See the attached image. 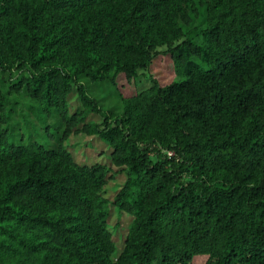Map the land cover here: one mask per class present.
<instances>
[{
	"label": "trees",
	"instance_id": "trees-1",
	"mask_svg": "<svg viewBox=\"0 0 264 264\" xmlns=\"http://www.w3.org/2000/svg\"><path fill=\"white\" fill-rule=\"evenodd\" d=\"M24 92L54 147L2 126ZM0 264H264V0H0Z\"/></svg>",
	"mask_w": 264,
	"mask_h": 264
},
{
	"label": "rangeland",
	"instance_id": "rangeland-1",
	"mask_svg": "<svg viewBox=\"0 0 264 264\" xmlns=\"http://www.w3.org/2000/svg\"><path fill=\"white\" fill-rule=\"evenodd\" d=\"M162 64L163 62L160 61L158 70L160 68L164 70V65ZM88 83L92 96L103 101L101 104H103L105 108L114 104V102H110L113 97L111 94L112 88H104L103 83H95L92 81ZM13 98L18 101L17 110L13 114L10 124L2 125H5L9 129L11 128L10 132L13 133L14 136H11L10 139L16 143H20L22 138L21 134H23V137H26V139H30L31 136H33L41 143H44L49 147H54L58 136L62 134L64 129V123L58 114L51 115L46 111L41 114L37 108L32 109V100L25 92L19 96H13ZM70 104L73 106V109L80 105L77 93L71 94ZM90 119L93 121L99 120L98 116L95 114ZM11 126H14L15 129L13 130ZM65 146H67L73 153L76 160L81 163H110L109 156L111 148L105 141L96 135L73 133L66 140ZM114 170L115 177L109 181L107 186V195L111 198L114 197L116 191L120 188L126 178V174L124 172H116L117 167H114ZM116 212L117 211L115 210L112 223L114 224L117 221L120 222V226L118 228H114V232L116 241L121 242L131 219L128 214L123 213L122 215H115Z\"/></svg>",
	"mask_w": 264,
	"mask_h": 264
},
{
	"label": "built area",
	"instance_id": "built-area-1",
	"mask_svg": "<svg viewBox=\"0 0 264 264\" xmlns=\"http://www.w3.org/2000/svg\"><path fill=\"white\" fill-rule=\"evenodd\" d=\"M172 152H170V154H171Z\"/></svg>",
	"mask_w": 264,
	"mask_h": 264
}]
</instances>
